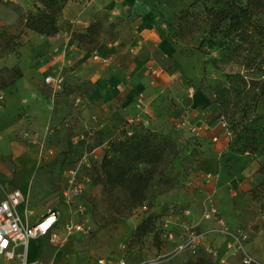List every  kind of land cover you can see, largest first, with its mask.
I'll return each mask as SVG.
<instances>
[{"label":"rangeland","instance_id":"obj_1","mask_svg":"<svg viewBox=\"0 0 264 264\" xmlns=\"http://www.w3.org/2000/svg\"><path fill=\"white\" fill-rule=\"evenodd\" d=\"M90 1L68 0L66 5L75 2L76 7L64 20L62 11L58 21L60 31L74 40L67 48L71 61L69 66L73 62H82L81 65L89 69L98 65L103 69L113 67L114 56L106 64H97L90 52L102 41L129 37L131 29H125V24L145 17L146 24L153 26L149 30L155 33L145 37L149 36L153 41L160 36L166 47H162L161 54L155 56L156 61L146 67L147 73L156 77L152 74L155 69L159 72L157 78L165 73L172 75L170 79L174 86L184 89L190 99L196 93H204L208 97L207 103L195 108L189 117L190 125L202 127L201 135H195L188 127L161 130L173 138L178 154L163 175L154 177L143 203L147 209L141 211L138 205L131 204L121 188L104 185L99 158L86 156L91 146L89 143L70 141L78 135V125L64 120L75 117V113L80 111L73 107L74 103L89 100L94 91L92 81H81V77L68 69L62 88L53 91L43 82L44 69L51 64L46 56L48 49H44L50 39L30 33L33 35L27 40L31 47L25 66L29 74L27 80L29 84L51 89L53 105L49 113L36 108L35 132L42 139L39 156L43 160L38 159L35 172L28 178L27 185L31 189L26 191L22 202L26 212L24 220L32 224L45 209L58 208L62 223L78 222L82 229L73 232L62 245L51 242L47 237L32 239L28 247L29 259L37 264H98V259H102L103 264H116L120 257L131 261L152 260L155 264H212L210 257L174 253L177 238L168 240L166 234L165 225L173 224L166 221L170 213L168 205L175 202L176 214H181L183 207L191 206L195 218L200 216V202L214 189L204 185L201 178L192 181L191 176H197L194 170L203 167L207 152L221 147L222 143L224 154L217 163L228 176L233 177L246 167L251 172L255 170L258 176L256 183L252 182L248 189L227 188L217 190V194L226 201H253L255 208L264 211V14L254 12L249 20H243L240 29L234 30L228 21L219 23L217 14L228 7V0H137L135 8L126 6L123 13L105 8L111 2L93 0L89 4ZM236 1L241 5L246 2ZM83 3L100 8L90 21L86 20V25L94 20L101 24L96 47L85 38H77L81 31L71 21ZM36 5L41 6L34 0H0V24L8 32H17L24 16L34 12ZM80 24L85 26V23ZM215 27L217 29L213 32ZM24 35L27 37L28 31ZM1 39L0 58L12 54L18 58L21 46L13 52H4ZM24 40L22 35V45ZM56 43H50V46ZM138 44L144 45L143 38ZM141 51L146 52L145 49ZM11 62L8 61L9 64ZM1 74L0 84L12 79L15 82L18 78L7 68L1 70ZM190 87L194 89L192 95ZM63 104L67 108L62 109L60 106ZM213 134H217L216 140L211 139ZM48 151L51 153L46 154ZM246 161H250L249 164ZM6 176L0 175V200L6 197L7 187H16V172L11 167ZM72 176L83 189L78 198L67 203L61 192L71 187ZM76 204L82 205V212H76ZM208 222L195 227L204 230L208 228ZM175 224L174 231L178 236L183 229L176 221ZM216 235L212 234L213 237ZM180 238L181 235L178 240ZM14 263L0 255V264Z\"/></svg>","mask_w":264,"mask_h":264},{"label":"crops","instance_id":"obj_2","mask_svg":"<svg viewBox=\"0 0 264 264\" xmlns=\"http://www.w3.org/2000/svg\"><path fill=\"white\" fill-rule=\"evenodd\" d=\"M101 1L111 2L105 8L115 9L118 13L126 12V6L130 8L133 5L135 8L134 5L137 3V0ZM92 3L93 0L89 4ZM75 7V2H69L63 9L62 20L67 18L70 11ZM99 9L83 3L80 12L72 16L73 25L79 31L84 32L88 26L86 20L90 21ZM80 23H85V28ZM150 27L153 26L150 23L146 24L145 17L137 21L132 20L124 26L125 29H131L129 37L124 38L122 36L112 42L102 41L99 44L97 49L100 52L105 54L111 51L113 53V67L103 69L98 65L89 69L81 65L82 62H73L72 65L65 66L66 69L63 68V74L71 69L70 71L81 77V81L90 79L94 85V91L87 102L78 100L74 103L73 107L80 111L75 113V117L65 118L64 121L68 124L75 123L78 125L76 131L78 135L70 139L71 143L72 141L73 143L81 141L89 143L91 146L86 156L91 155L94 158H99V163L107 142L120 133H130L140 127L163 131L177 129L179 121L187 111L193 115L195 108L205 105L208 101V97L204 93H196L190 99L184 89L174 86L175 83L170 79L172 75L165 73L157 78L147 73L146 67L156 61L155 56H159L163 50L162 47H165L160 36L154 38L153 41L149 39L150 35H155L149 30ZM28 33L27 37L23 35L25 38L24 45L19 49L18 58L12 57L13 54L7 58H0V79L3 77L1 70H5V68L11 69L17 65L22 72V76L17 78L12 85L0 89V137L3 136L0 141V175L6 178V172L11 167L16 172L17 182L16 187H7V193L13 189H18L24 198L26 191L31 189V186L29 188L27 185L28 178L35 172L38 159L39 161L43 160V157L39 156L42 139L35 132L38 118L36 108H43L49 113L53 105L51 89L42 85L29 84L27 80L29 74L25 66L28 56L31 54L30 42L28 43L27 40L33 35L30 34L33 32L28 31ZM66 34V32L59 31L57 35L47 36L51 44L55 41L57 43L51 46L50 43H47L44 46V49H48L46 56L51 62L50 66L44 69V76L60 69L61 52L65 47L66 49L69 48L70 43L74 41ZM145 35L149 36L145 37ZM39 38L41 39L43 36ZM142 38L144 45L139 46L138 42ZM142 49H145L146 52L141 51ZM9 60H12L10 64L8 63ZM120 64L122 67H119ZM65 106L63 104L60 107L64 109ZM185 127L187 126L182 128ZM217 138V134L211 135L212 140ZM222 149L221 143V147L208 151L203 161V167L199 166L194 170L197 176H191L192 181L201 178L204 185L214 189L213 193L211 191L200 202L202 211L200 216L195 218L191 206L183 207L181 214H176L175 202L168 205V212L170 213L169 217L166 216V221L173 223L170 226L165 225L168 240L175 237L177 238L176 243H178L187 228L205 223L204 220V222L202 221V214L207 204L213 202L230 228L241 227L247 232L250 231L246 247L259 264H264V211L255 208L254 205L256 204L253 201L237 202L234 199L226 201L222 199L219 193L217 194V190L227 188L232 190L248 189L252 182L256 183L258 174L254 173L255 170L251 172L246 167L241 168L233 177L228 176L223 167L218 166L217 163L224 154ZM48 153L50 154L51 151L46 152V154ZM242 158L246 160L245 157ZM249 162L246 161L245 163L249 164ZM18 207L17 211L24 220L26 216L23 214L26 212L22 203ZM47 210L45 209L41 215ZM186 211L187 213H185ZM175 221L183 229L182 233L179 234L181 235L179 240V235L177 236L174 231ZM26 224L31 223L27 220ZM207 225L208 228L216 226L211 221ZM212 234L216 235L210 233L207 238V241L211 242L216 250V255L210 257L212 264H239L240 258L237 257L238 254L231 247L230 240L223 235L217 234L213 237ZM169 235L171 236L169 237Z\"/></svg>","mask_w":264,"mask_h":264},{"label":"trees","instance_id":"obj_3","mask_svg":"<svg viewBox=\"0 0 264 264\" xmlns=\"http://www.w3.org/2000/svg\"><path fill=\"white\" fill-rule=\"evenodd\" d=\"M34 1L41 6L36 5L34 12L24 16L17 32H8L0 24L1 48L4 52H13L22 46L21 36L26 31L43 36H52L60 31L58 21L68 0ZM254 12L264 14V0H246L244 5L236 0H228V7L217 14L219 23L228 21L230 28L238 30L243 20H249ZM100 29V22L94 20L84 32L77 34V38H85L96 47L100 40ZM216 29L215 27L212 31ZM10 70L16 77L22 76L19 67L14 66ZM13 83V79L2 82L0 89ZM177 154L178 149L173 138L161 130L140 127L130 133L122 132L107 142L100 162L102 181L106 186L121 188L132 205L142 206L154 177L163 175Z\"/></svg>","mask_w":264,"mask_h":264},{"label":"built area","instance_id":"obj_4","mask_svg":"<svg viewBox=\"0 0 264 264\" xmlns=\"http://www.w3.org/2000/svg\"><path fill=\"white\" fill-rule=\"evenodd\" d=\"M61 56L60 69L57 72L48 73L43 78V82L49 85L53 91H59L62 88L64 84L63 68L69 66L71 62L66 48L62 50ZM90 56L94 62L106 64L112 58L113 53L109 51L104 54L96 48L90 52ZM152 74L158 77L159 72L154 69ZM193 92L194 89L190 87V95ZM190 116L187 111L179 121L178 126H187L195 135H201L202 127L199 124L197 126L190 125ZM85 163L87 164V162ZM70 183L72 184L71 187L63 189L61 192L67 203L78 198L83 189L82 184L76 180L74 181L73 176ZM24 200L22 192L18 189H13L7 193L5 198L0 200V255L8 262H17L14 264H37L32 262L28 256V247L32 239L47 237L51 242L62 245L68 241V237L73 232L81 230L82 226L78 222L73 221L62 223V214L58 208H49L34 223L26 224L17 211L18 206ZM75 207L77 213L83 211L82 205L76 204ZM138 208L141 211H146L147 206L143 204ZM202 219L214 222L216 226L204 230L196 227L187 228L182 239L174 247V253H188L197 258L215 256V247L211 242L207 241L208 235L215 233L223 235L230 240L231 247L239 255L240 264H259L246 247L249 241V233L241 227L230 228L213 202L207 204L202 214ZM97 262L98 264H103L102 259H98ZM116 264H155V262L152 260L131 261L125 257H120L117 259Z\"/></svg>","mask_w":264,"mask_h":264}]
</instances>
